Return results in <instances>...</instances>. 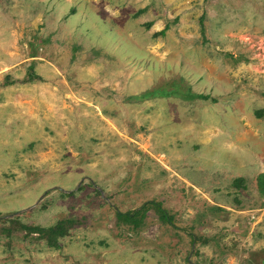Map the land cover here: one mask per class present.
Returning <instances> with one entry per match:
<instances>
[{"label":"rangeland","instance_id":"1","mask_svg":"<svg viewBox=\"0 0 264 264\" xmlns=\"http://www.w3.org/2000/svg\"><path fill=\"white\" fill-rule=\"evenodd\" d=\"M262 174L264 0H0V264H264Z\"/></svg>","mask_w":264,"mask_h":264},{"label":"trees","instance_id":"2","mask_svg":"<svg viewBox=\"0 0 264 264\" xmlns=\"http://www.w3.org/2000/svg\"><path fill=\"white\" fill-rule=\"evenodd\" d=\"M167 29V26L160 30L159 32L156 33V35H164L165 31ZM31 67V66H30ZM36 75L30 71L28 74H27V81L28 82H32L36 79ZM170 93H173V91L171 92H164L163 95H169ZM195 97H198V98H206L207 96H204V95H197ZM258 115H260L258 113ZM259 182L260 184H263L264 185V174L260 175V179H259ZM155 206V208L160 212V215H161V219L165 222H168V223H171V219H170V216L167 214V212L165 210H163L161 207H160V204H155V203H151ZM143 211H145V206H142L140 207L139 209H135L133 210L132 212H124V213H121V212H117L116 215L117 217H119L120 219H123L124 221L126 222H129L130 224H134V225H138L142 220L139 218V215L143 214ZM63 223L64 222H60L58 223L53 229H52V236H54L56 233H59L62 228H63ZM43 232L45 230H42ZM50 237V236H49ZM51 238V237H50Z\"/></svg>","mask_w":264,"mask_h":264}]
</instances>
